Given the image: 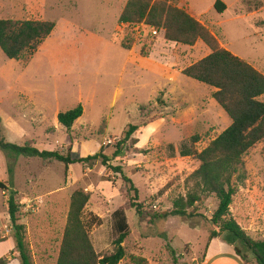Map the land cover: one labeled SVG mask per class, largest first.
Segmentation results:
<instances>
[{"label": "rangeland", "instance_id": "obj_1", "mask_svg": "<svg viewBox=\"0 0 264 264\" xmlns=\"http://www.w3.org/2000/svg\"><path fill=\"white\" fill-rule=\"evenodd\" d=\"M172 0L205 26L221 48L264 75V0ZM127 0H0V19L42 20L55 24L50 36L28 60H8L0 51V129L6 142L55 151L71 159L101 148L109 156L129 125L139 130L127 141L123 156L108 165L120 167L137 190L141 216L130 208L132 194L120 174L100 161L72 164L38 158L8 159L0 152V181L12 184L19 224L26 243L41 263L49 243L57 248L70 197L89 194L86 218L95 253H113L112 215L122 210L129 234L119 264H196L213 227L214 195L203 197L187 218L153 220L172 210L173 202L195 191L191 174L199 163L184 151H202L231 123L213 100V88L181 71L210 54L197 41L192 46L168 42L145 25L118 23ZM130 45L122 49L121 42ZM264 102V96L260 98ZM81 105L82 116L70 129L57 122L60 112ZM198 136V142L191 138ZM257 144L244 157L246 179L229 212L253 240H264V158ZM7 193L0 191V230L12 235ZM28 203L32 209H26ZM7 218V221H6ZM54 249V251H55ZM171 250L175 255L171 254ZM250 264H256L251 261Z\"/></svg>", "mask_w": 264, "mask_h": 264}, {"label": "trees", "instance_id": "obj_2", "mask_svg": "<svg viewBox=\"0 0 264 264\" xmlns=\"http://www.w3.org/2000/svg\"><path fill=\"white\" fill-rule=\"evenodd\" d=\"M214 10L222 14L225 4L215 0ZM118 23L128 26L145 25L152 30L161 31L163 38L172 43L192 46L202 41L210 50V54L200 61L184 68L181 74L203 85L213 88V100L230 119V125L213 139L202 151H184L182 157L193 156L199 163L198 168L191 174L195 191L186 197L177 198L170 211L153 215V220H165L168 217L187 218L189 209L200 201V195H214L218 201L210 223L213 227L208 240L222 237L223 241L233 246L237 256L248 264H264V240H253L230 216V206L233 197L246 179L243 157L257 144L264 142V75L250 64L221 48L215 36L199 21L183 9L172 4V0H127L118 17ZM55 24L42 20H3L0 19V51L8 60H28L40 45L50 36ZM121 42L122 49L129 50L130 45ZM83 113L81 105L60 112L57 122L65 129H70L73 123ZM139 130V126L129 125L124 139L116 143L109 156L104 149L85 158L71 159L55 151L39 150L25 144L16 145L6 142L0 129V152L8 159L19 157L38 158L48 162H59L65 167L72 164H88L100 161L114 174H120L123 182L132 194L129 200L131 209L141 216V206L136 203L137 190L132 181L123 175L120 167L108 165L113 158L123 156L127 141ZM198 136L191 142H198ZM264 158V146L261 149ZM12 163H9L7 174L10 179L0 181V191L7 193V215L12 231L15 248L19 254L20 264H34L32 252L26 243V226L19 224L18 205L13 190ZM89 194L76 190L70 197L66 222L58 243V256L55 264H119L124 258L123 243L129 234L126 217L122 210L113 213L114 251L107 256L99 257L92 246L89 227L96 224L94 217L86 218L85 206ZM171 254L175 253L171 250ZM7 258L0 259V264H6Z\"/></svg>", "mask_w": 264, "mask_h": 264}, {"label": "crops", "instance_id": "obj_3", "mask_svg": "<svg viewBox=\"0 0 264 264\" xmlns=\"http://www.w3.org/2000/svg\"><path fill=\"white\" fill-rule=\"evenodd\" d=\"M4 227L7 226L3 224L2 229L0 230V259L8 257V262L6 264H20L18 259L19 254L16 251L15 242L10 234V230H7L6 228L3 231ZM208 236L205 240L203 249L200 250L196 256H194L195 259H192L196 261V264H245L241 258L237 256L233 246L224 242L222 237L214 238L209 241ZM54 249L55 248H53L49 243L47 248L43 250L44 254H42V260L40 264L56 263L58 256V246L55 251ZM32 258L34 264H37L35 261V254L33 252Z\"/></svg>", "mask_w": 264, "mask_h": 264}, {"label": "built area", "instance_id": "obj_4", "mask_svg": "<svg viewBox=\"0 0 264 264\" xmlns=\"http://www.w3.org/2000/svg\"><path fill=\"white\" fill-rule=\"evenodd\" d=\"M157 32L158 31H156V30H152V33L154 34V35H157ZM32 209V204L31 203H28L27 205H26V209L28 210V209Z\"/></svg>", "mask_w": 264, "mask_h": 264}]
</instances>
